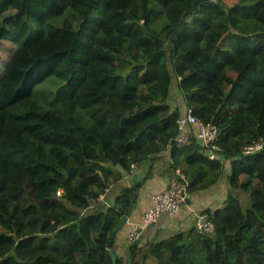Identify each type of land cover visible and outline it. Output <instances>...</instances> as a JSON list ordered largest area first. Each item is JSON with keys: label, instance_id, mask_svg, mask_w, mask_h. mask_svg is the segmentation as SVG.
Masks as SVG:
<instances>
[{"label": "trees", "instance_id": "trees-1", "mask_svg": "<svg viewBox=\"0 0 264 264\" xmlns=\"http://www.w3.org/2000/svg\"><path fill=\"white\" fill-rule=\"evenodd\" d=\"M178 92L217 124L224 160L191 124L177 142ZM259 137L264 0H0V264H113L110 249L116 264H264V152L242 151ZM165 150L189 193L230 159L224 204L202 210L215 230L126 235L118 253L143 181L117 166Z\"/></svg>", "mask_w": 264, "mask_h": 264}, {"label": "built area", "instance_id": "built-area-1", "mask_svg": "<svg viewBox=\"0 0 264 264\" xmlns=\"http://www.w3.org/2000/svg\"><path fill=\"white\" fill-rule=\"evenodd\" d=\"M176 107L179 114L178 123L180 134L177 142L184 144L190 140V127L193 125L197 137L203 144V151L213 160L224 159L223 149L219 144V128L215 122H204L198 118L192 108L189 106L185 93L178 92L176 94ZM243 153H251L255 151L264 152V140L262 137L253 140L249 144L243 146ZM188 180L181 168L175 170V175L171 177L169 183L151 197L150 205L144 210L139 219L128 217L126 224L128 225L127 239L130 243L139 242L143 234L149 226L157 223L164 215H174L186 205L196 217L195 226L202 233H209L215 230V223L205 212L196 209L189 200ZM110 188L107 187L105 192L100 195V199L106 198ZM61 190H58L60 193Z\"/></svg>", "mask_w": 264, "mask_h": 264}, {"label": "crops", "instance_id": "crops-1", "mask_svg": "<svg viewBox=\"0 0 264 264\" xmlns=\"http://www.w3.org/2000/svg\"><path fill=\"white\" fill-rule=\"evenodd\" d=\"M170 162V152L169 150H165L139 163L132 164L130 170L117 166L122 173L124 183L143 181L137 209L133 213V217H128L139 219L144 210L150 205L152 194L162 190L169 183L171 177L175 175L174 169L170 168ZM224 164L225 174L213 186L190 193L189 200L191 205L196 209L202 211L208 207L215 208L224 204L227 193L229 192L227 173L230 172V159H226ZM117 187L118 186L111 187L110 191L115 190ZM233 192L241 200L247 196L245 192L238 188L233 189ZM113 201L114 197L111 196L110 202L112 203ZM195 221L196 217L194 213L189 211L187 206L184 205L176 215L169 219H161L155 226L146 228L144 232V241L153 237L166 236L177 228H191L195 226ZM127 230V227H125L119 232L118 245L123 246L128 243L126 240Z\"/></svg>", "mask_w": 264, "mask_h": 264}, {"label": "rangeland", "instance_id": "rangeland-1", "mask_svg": "<svg viewBox=\"0 0 264 264\" xmlns=\"http://www.w3.org/2000/svg\"><path fill=\"white\" fill-rule=\"evenodd\" d=\"M227 2H229V3H231V2H233V1H235V0H226ZM226 71L227 72H229L231 75H235V71H234V69L232 68V67H230V66H228V67H226ZM118 187L117 188H115V190H117V189H119L120 187H119V185H117ZM242 202H243V207L246 209L248 206H249V204H250V200H249V196L247 195L245 198H243V200H242ZM160 237V236H159ZM125 246H126V244H124L123 246H121V245H118L117 246V250H118V253H124V252H126V248H125ZM121 247H123V248H121Z\"/></svg>", "mask_w": 264, "mask_h": 264}, {"label": "water", "instance_id": "water-1", "mask_svg": "<svg viewBox=\"0 0 264 264\" xmlns=\"http://www.w3.org/2000/svg\"><path fill=\"white\" fill-rule=\"evenodd\" d=\"M127 218H128V215H124L122 217V220L119 224V227L120 226H123L124 224H126V221H127ZM110 252H111V255H112V259H113V264H116V261H117V255L115 254L114 250L113 249H110Z\"/></svg>", "mask_w": 264, "mask_h": 264}]
</instances>
